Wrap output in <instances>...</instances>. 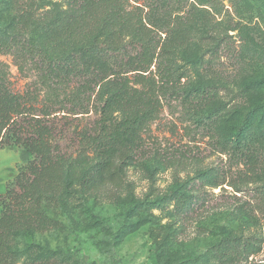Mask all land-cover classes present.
Returning <instances> with one entry per match:
<instances>
[{
	"label": "rangeland",
	"instance_id": "rangeland-1",
	"mask_svg": "<svg viewBox=\"0 0 264 264\" xmlns=\"http://www.w3.org/2000/svg\"><path fill=\"white\" fill-rule=\"evenodd\" d=\"M29 1L0 0V36L20 35L51 58H63L50 52L43 27L68 15L71 0H33L35 19L24 30L16 18ZM172 13L189 30V41L171 48L185 75L178 93L161 97L158 117L143 134L123 188L83 190L84 174L97 161L79 157L76 133L96 116L93 110L67 113L72 104L64 96L53 101V115L44 123L73 156L61 201L44 205L60 227L18 237L19 264L47 254L64 264H218L211 248L219 241L264 239V169L252 171L217 143L233 138L252 118L253 128L264 134V0H185ZM0 63L13 92L34 94L42 108L46 91L33 65L22 66L12 54H0ZM200 87L210 95L186 97L184 91ZM97 98L92 96V106L103 103ZM218 107L222 118L214 126L209 117L217 119L212 112ZM26 164L20 148L0 147V195ZM176 191L198 196L194 212L184 219L174 213ZM256 260L264 263V248Z\"/></svg>",
	"mask_w": 264,
	"mask_h": 264
},
{
	"label": "trees",
	"instance_id": "trees-1",
	"mask_svg": "<svg viewBox=\"0 0 264 264\" xmlns=\"http://www.w3.org/2000/svg\"><path fill=\"white\" fill-rule=\"evenodd\" d=\"M32 1L16 18L24 30L35 19ZM184 1L145 0L138 5L141 2L129 0H71L68 15L43 27L50 52L65 54L63 58H51L20 35L0 36V54L14 55L22 66L31 63L46 91L42 108H38L34 94L13 92L7 69L0 63V147L20 148L27 162L14 185L0 195V264H19L14 247L18 237L60 227L44 210L45 204L61 201L68 181L66 166L73 161L72 154L63 151L59 133L44 123L53 115L57 98L64 96L72 104L69 114L93 110L96 116L76 133L79 157L90 155L97 161L84 174L83 190L93 193L107 186H125L127 169L142 148L143 134L158 117L161 97L166 99L169 91L178 93L176 88L185 75L171 51L189 41V30L172 13ZM88 39L91 43L84 44ZM184 93L187 98L210 95L206 87ZM93 95L102 96L103 103L95 101L92 106ZM221 112L218 107L212 112L217 119L209 117L214 126ZM217 143L252 171L264 169V134L253 128V118L233 138ZM197 200L198 196L176 191L174 213L188 217ZM263 248L264 239L249 237L221 240L211 252L218 264H264L256 260ZM39 257L24 264H64L55 254Z\"/></svg>",
	"mask_w": 264,
	"mask_h": 264
}]
</instances>
